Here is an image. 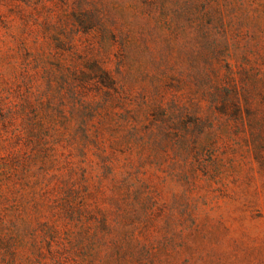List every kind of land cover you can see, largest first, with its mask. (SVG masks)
Returning a JSON list of instances; mask_svg holds the SVG:
<instances>
[{"label": "rangeland", "instance_id": "obj_1", "mask_svg": "<svg viewBox=\"0 0 264 264\" xmlns=\"http://www.w3.org/2000/svg\"><path fill=\"white\" fill-rule=\"evenodd\" d=\"M0 264H264V0H0Z\"/></svg>", "mask_w": 264, "mask_h": 264}]
</instances>
